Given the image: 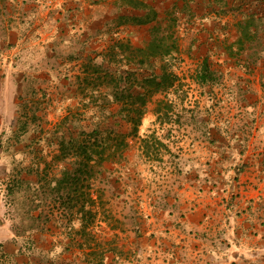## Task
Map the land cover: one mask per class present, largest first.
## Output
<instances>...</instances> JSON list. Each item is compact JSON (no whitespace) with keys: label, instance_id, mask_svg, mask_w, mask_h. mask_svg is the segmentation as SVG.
Returning a JSON list of instances; mask_svg holds the SVG:
<instances>
[{"label":"rangeland","instance_id":"1","mask_svg":"<svg viewBox=\"0 0 264 264\" xmlns=\"http://www.w3.org/2000/svg\"><path fill=\"white\" fill-rule=\"evenodd\" d=\"M72 4L0 0V86L14 71L13 84L24 87L18 116L0 139V154L6 158L0 164L1 219L21 248L1 264H168L162 247L170 229L192 228L187 220L202 203L210 213H222L216 190L226 174L233 175L230 136L241 128L246 132L231 122L237 113L246 117L236 112L235 99L242 98L234 93L231 62H225L223 73L207 55L203 65L211 76L201 83L196 56L184 51L190 63L176 55L174 61L156 59L135 72L117 50L107 63L97 57L103 49L89 52L95 61L88 60L84 44L56 48L58 35L69 37L76 28L71 26ZM76 33V38L82 34ZM17 47L26 51L24 58ZM164 64L175 78L148 99L134 127L130 117L139 105L129 93L141 91V76L158 75ZM61 71L67 75L60 76ZM81 131H95L92 138L105 146L89 186L84 178L79 181L96 211L88 232L65 213V191L52 190L73 159H54L60 153L58 141L80 138Z\"/></svg>","mask_w":264,"mask_h":264},{"label":"crops","instance_id":"2","mask_svg":"<svg viewBox=\"0 0 264 264\" xmlns=\"http://www.w3.org/2000/svg\"><path fill=\"white\" fill-rule=\"evenodd\" d=\"M72 1L70 20L76 28L70 26L69 37L60 32L56 48L84 44L86 52L103 49L108 59L106 53L121 42L140 48L158 34L176 46L171 54L183 56L184 51L196 56L198 64L209 55L223 73L225 62H231L237 80L234 93L242 98L234 101L236 112L246 114L240 118L237 113L231 122L246 132L241 128L230 136L233 175L226 174L216 190L222 213L212 214L209 206L200 204L187 220L192 228L170 229L162 249L169 254L168 264H264V0ZM76 31L82 32L77 38ZM15 50L24 58L25 50ZM122 54L118 50L117 56ZM184 58L191 62L187 55ZM16 61L22 66V60ZM58 63L64 61L60 58ZM13 72L0 86V139L6 137L5 126L17 118L24 92L23 86L13 84ZM5 159L0 154V164ZM4 211L0 202V248L13 253L20 243L2 221Z\"/></svg>","mask_w":264,"mask_h":264},{"label":"trees","instance_id":"3","mask_svg":"<svg viewBox=\"0 0 264 264\" xmlns=\"http://www.w3.org/2000/svg\"><path fill=\"white\" fill-rule=\"evenodd\" d=\"M126 46L127 49L130 50L129 55L127 53V50L125 49ZM175 49L176 46L173 42L167 41V39H165L164 37L162 38L158 35H154L143 47L131 48L127 41L126 43L121 42L118 45L117 49L112 47L111 52L108 51V53H106L109 54L108 59H105V56H103V52L98 53L97 57L100 56V59L104 63H107L111 61L110 58L115 55V50H117L116 53L119 50V52L123 53L121 56H124L123 58H125V60L127 62L129 61V64H131V67L128 70H133L135 72L141 70L143 65L147 66L156 59H159L161 62H168L170 60L174 61L176 55L171 54V52H173V50ZM88 53L89 52L85 51L84 57L88 60L93 59V61H95V56H90L88 55ZM158 55H161V58H159ZM204 63L205 62L199 64V69L196 73L197 81L201 83L207 81V78L211 76L210 69L206 65H203ZM219 65L217 66L220 68ZM160 69L161 72L158 75L152 72L142 75L141 78L143 80V83L145 84L142 87V90L137 91L134 94H131V92L129 93V96L137 100L139 105V107L134 108V115L130 117V120L132 121L134 127H136L140 123L141 116L144 113V106L148 99L158 91L159 87L162 86L163 83L167 82L169 85H171V77L175 78L173 71H170L165 66V64L164 66H161ZM114 98L116 100H119L121 99V96L115 93ZM160 102H162V99H159L157 101V103ZM95 133V131H91L89 133L81 131L79 133V135L81 136L80 138L73 137L66 140H59L58 146L60 153L57 154L54 158L55 160L60 161L67 160L68 157L73 156V159H71L70 161V167L64 166L63 171H61V176L54 180L55 185L52 187V190L58 191L59 189H62L65 191L61 193V197L64 198L61 200L62 207L65 209V213H67V215L69 216V220L75 218L79 221V230L81 232H88L87 228L90 229L96 211L92 207V198L90 197L89 193H85L83 192V190H81L83 187V183H80L79 181L81 180V178H84L87 181L86 186L88 187L90 184L88 180L97 173V166L105 158V146L98 143L95 137L92 138ZM145 146L148 147L147 142H145ZM83 168H86V170H83ZM35 217L37 218V216ZM20 248L18 250H20ZM98 248V254L102 255V247L100 248L99 246ZM7 254L8 252H0V264L7 260L9 256Z\"/></svg>","mask_w":264,"mask_h":264}]
</instances>
